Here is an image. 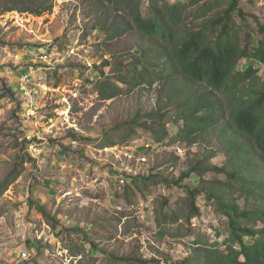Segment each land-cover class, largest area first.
<instances>
[{
  "label": "rangeland",
  "instance_id": "obj_1",
  "mask_svg": "<svg viewBox=\"0 0 264 264\" xmlns=\"http://www.w3.org/2000/svg\"><path fill=\"white\" fill-rule=\"evenodd\" d=\"M148 3L138 0L143 13ZM238 5L253 36L264 37L257 25L264 24V0ZM128 21L127 10L109 0H0V183L19 171L0 193V264L179 263L196 242H221L227 234L226 218L203 195L189 224L187 212L166 230L157 223L168 207L188 208L182 186L226 179L225 171H207L179 181L183 173L206 162L231 170V152L221 122L178 137L182 121L146 118L159 110L167 120L168 96L180 81L152 78L128 93L101 94V84L124 86L118 77L152 42ZM147 56L163 66L164 56ZM247 63L263 75L264 63L242 59L238 66ZM150 127L166 135L156 141ZM147 175L165 181L142 185L138 176ZM126 183L132 195L123 191Z\"/></svg>",
  "mask_w": 264,
  "mask_h": 264
},
{
  "label": "trees",
  "instance_id": "obj_2",
  "mask_svg": "<svg viewBox=\"0 0 264 264\" xmlns=\"http://www.w3.org/2000/svg\"><path fill=\"white\" fill-rule=\"evenodd\" d=\"M238 1L177 0L160 4V0H149L143 13L138 0H109L116 9L127 10L130 18L125 23L127 27H133L152 42L148 48H142L143 55L123 69L118 80L124 86L106 88L101 84L104 87L101 94L111 98L117 93H128L152 78L171 79V83L180 81L168 96L173 112L167 120L162 121L164 113L159 110L147 114L146 118L162 125L182 121L178 137L184 133L200 135L217 122H221L220 134L228 135L225 147L231 152V170L206 162L202 168L190 167L179 181L191 178L192 174L200 178L207 171H225L226 179L223 182L198 181L197 187L182 186L188 194V208L168 207L157 219L161 229L166 230L187 212L190 216L185 215L184 220L189 224L190 217L200 215L196 199L203 195L226 218L227 234L221 242H196L192 255L171 264H264V73L259 75L258 67L253 64L238 66L242 59L264 63V37L253 36ZM46 9L41 8L38 13ZM257 20L255 16L254 22ZM257 25L263 34L264 24L258 22ZM153 53L165 57L162 67L152 62V56H147ZM120 67L118 69L122 70ZM203 86L206 90L201 91ZM149 129L156 141L166 135V130ZM73 140H76L75 134ZM105 141L109 143L108 138ZM18 174L14 168L6 175L0 183V193ZM259 174L261 177L256 178ZM138 177L142 185L165 181L157 175ZM138 177H130L135 187H138ZM124 186L123 191L132 195L130 185ZM162 205L167 206L168 200ZM84 238L88 239V234H84ZM125 264L158 262L154 258L126 259Z\"/></svg>",
  "mask_w": 264,
  "mask_h": 264
},
{
  "label": "built area",
  "instance_id": "obj_3",
  "mask_svg": "<svg viewBox=\"0 0 264 264\" xmlns=\"http://www.w3.org/2000/svg\"><path fill=\"white\" fill-rule=\"evenodd\" d=\"M88 65L91 66V63H88ZM65 119H67V118H65ZM106 149H107V148H106ZM119 182L123 183V182H124V179H123V178H120V179H119Z\"/></svg>",
  "mask_w": 264,
  "mask_h": 264
}]
</instances>
